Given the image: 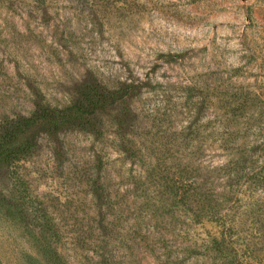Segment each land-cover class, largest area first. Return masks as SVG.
<instances>
[{
  "label": "rangeland",
  "instance_id": "1",
  "mask_svg": "<svg viewBox=\"0 0 264 264\" xmlns=\"http://www.w3.org/2000/svg\"><path fill=\"white\" fill-rule=\"evenodd\" d=\"M95 81L140 89L101 136L42 135L0 173V264H264V188L227 169L244 142L264 166V0H0V133L38 96L66 107ZM99 178L120 208L110 237ZM189 184L232 191L220 220L168 207L147 223V202Z\"/></svg>",
  "mask_w": 264,
  "mask_h": 264
},
{
  "label": "trees",
  "instance_id": "2",
  "mask_svg": "<svg viewBox=\"0 0 264 264\" xmlns=\"http://www.w3.org/2000/svg\"><path fill=\"white\" fill-rule=\"evenodd\" d=\"M167 57L168 62H172L174 59L172 56ZM94 86V88L81 91L80 96L73 103L62 108L52 107L45 102L42 96H38L35 102L36 108L29 117L11 120L10 124L4 127L0 133V173L32 157L42 135L58 136L63 132L83 131L98 137L101 136L102 129L100 130V127L103 126V115L110 114L120 105L126 104L140 89L135 84H127L122 88L112 90L100 81H95ZM129 113L130 111L127 112V114ZM248 147V142H244L239 147L240 157L236 160L232 154L227 169H230V176L236 177L238 188L245 186L264 188V166L256 168V162L254 164L252 162L253 167L246 165L249 160L246 153L250 154ZM234 162L240 165L235 170ZM90 185L93 201L98 209L99 228L103 231L104 237H110L113 235L111 234L113 228L119 222L114 209H118L120 213V208L115 207L112 196L106 191L100 178L93 180ZM164 189L158 194L160 206L150 202L144 205L146 209L142 212L146 214L147 211L146 215L150 216L148 224H151L152 220L160 219L168 207L171 212L175 214L181 212L180 214L183 213L198 222L206 219L220 220L225 208L224 202L232 195V191L215 194L210 189L198 184H189L187 188L168 185ZM163 197H168L169 206L165 204ZM173 220L177 222L178 217L175 215ZM157 223L160 226V223ZM52 229L48 226L47 230L52 231ZM217 243V239L212 242L213 251L216 249ZM199 248L200 246L195 244L191 246L190 251L197 252Z\"/></svg>",
  "mask_w": 264,
  "mask_h": 264
}]
</instances>
